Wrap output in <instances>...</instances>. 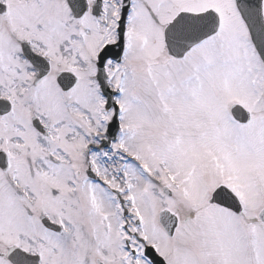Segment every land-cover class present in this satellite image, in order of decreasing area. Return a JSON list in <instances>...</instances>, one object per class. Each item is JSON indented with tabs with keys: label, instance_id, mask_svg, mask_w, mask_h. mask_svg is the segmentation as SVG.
<instances>
[{
	"label": "snow or ice",
	"instance_id": "1",
	"mask_svg": "<svg viewBox=\"0 0 264 264\" xmlns=\"http://www.w3.org/2000/svg\"><path fill=\"white\" fill-rule=\"evenodd\" d=\"M0 264H264V0H0Z\"/></svg>",
	"mask_w": 264,
	"mask_h": 264
}]
</instances>
